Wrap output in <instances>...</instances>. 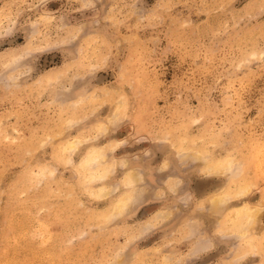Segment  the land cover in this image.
Wrapping results in <instances>:
<instances>
[{
  "label": "rangeland",
  "instance_id": "1",
  "mask_svg": "<svg viewBox=\"0 0 264 264\" xmlns=\"http://www.w3.org/2000/svg\"><path fill=\"white\" fill-rule=\"evenodd\" d=\"M0 264H264V0H0Z\"/></svg>",
  "mask_w": 264,
  "mask_h": 264
},
{
  "label": "bare ground",
  "instance_id": "2",
  "mask_svg": "<svg viewBox=\"0 0 264 264\" xmlns=\"http://www.w3.org/2000/svg\"><path fill=\"white\" fill-rule=\"evenodd\" d=\"M248 211V208H244L242 211H241V213L239 214L240 216H243L244 215V213H246ZM240 218V217H239ZM256 219V218H255ZM254 224H255V222H254Z\"/></svg>",
  "mask_w": 264,
  "mask_h": 264
}]
</instances>
